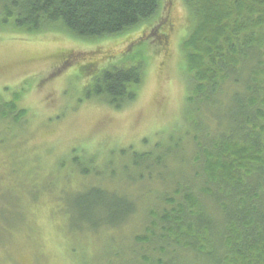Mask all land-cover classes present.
Instances as JSON below:
<instances>
[{"label": "trees", "instance_id": "trees-1", "mask_svg": "<svg viewBox=\"0 0 264 264\" xmlns=\"http://www.w3.org/2000/svg\"><path fill=\"white\" fill-rule=\"evenodd\" d=\"M187 2L195 23L183 43L190 85L184 136L145 165L141 159L152 151L136 155V167L152 177L130 175L134 181L157 179L160 187L137 198L111 192L108 199L101 183L89 182L75 200L86 221H100L91 218L94 210L109 216L104 224L112 231L110 264H264V0ZM160 4L0 0V30L58 29L95 39L148 20ZM143 68L140 63L104 68L86 96L122 108L135 100ZM18 102L0 100V120L21 129L28 116ZM73 159L89 176V166Z\"/></svg>", "mask_w": 264, "mask_h": 264}, {"label": "rangeland", "instance_id": "rangeland-1", "mask_svg": "<svg viewBox=\"0 0 264 264\" xmlns=\"http://www.w3.org/2000/svg\"><path fill=\"white\" fill-rule=\"evenodd\" d=\"M191 11L187 0H161L148 20L95 39L0 30V100L18 98L28 116L22 131L0 120V264H110L109 216L94 210L100 221H86L75 200L89 182L101 183L108 199L160 187L130 175L147 172L136 155L152 151L145 165L184 136ZM133 63L144 67L135 100L118 109L86 96L100 70ZM152 171L158 176L160 167Z\"/></svg>", "mask_w": 264, "mask_h": 264}]
</instances>
